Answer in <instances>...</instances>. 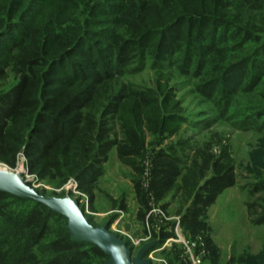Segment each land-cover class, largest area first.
Masks as SVG:
<instances>
[{"label": "trees", "instance_id": "trees-1", "mask_svg": "<svg viewBox=\"0 0 264 264\" xmlns=\"http://www.w3.org/2000/svg\"><path fill=\"white\" fill-rule=\"evenodd\" d=\"M39 4L45 9H35ZM96 26L105 27L96 33ZM164 58L200 78L195 89L213 103L219 119L260 136L249 165L241 167L256 176L248 185L241 184L229 137L218 131L188 147L192 155L182 153L183 144L170 145L150 162L149 191L158 202L187 170L201 182L181 221L188 235L207 234L218 264L210 208L234 186L249 197L264 191V0H0V164L16 168L24 158L37 182L60 188L74 181L92 206L114 148L119 161L141 177L148 136L160 144L173 123L186 119L167 112L169 99L123 76L132 61L138 72ZM241 92L248 94L245 104ZM133 184L149 206L141 179ZM246 206L254 224L264 223L263 205L247 200ZM99 259L109 257L75 241L64 216L0 192V264ZM227 264H264V251L234 255Z\"/></svg>", "mask_w": 264, "mask_h": 264}, {"label": "rangeland", "instance_id": "rangeland-1", "mask_svg": "<svg viewBox=\"0 0 264 264\" xmlns=\"http://www.w3.org/2000/svg\"><path fill=\"white\" fill-rule=\"evenodd\" d=\"M35 9L43 10L45 7L43 4H39ZM101 19L106 18L101 17ZM102 27L105 26H96L92 29H96L95 32L98 33V29ZM92 39L94 43L99 42L101 45L106 43V39L103 37H92ZM241 53L242 51L239 50L231 55H239ZM133 62L134 61L129 65L131 72L124 75L123 80L131 82L144 90L157 92L160 100L163 98L169 99L170 103L167 107V112L181 115L186 119V122L173 123L171 126L173 131L167 136L168 139L164 141L162 139L160 144L154 135L148 136L144 155L147 169H149L154 153L160 147L183 144L185 146L182 145V147H180L182 153H185V155H192L193 152L187 150L188 147L201 144L211 133L218 131L226 137H229L237 161L241 184L248 185L257 181L255 175L241 167L249 165V153L258 146V138L260 137L258 133L253 130L240 131L232 126V121L219 119L213 103L195 89V85L200 82V78L187 74L186 72L178 71V67L170 63L167 58L162 59V61L159 60L155 68L147 66L138 72L135 71L136 68L134 69L135 65ZM214 75H216L215 78L220 76L219 73ZM163 86L165 87L163 88ZM260 87L264 89V79ZM238 95L241 98V103H243V100H246L248 94L241 92ZM234 109L235 108H233V110ZM24 161V158H21L16 168H10L4 164H0V170L3 171L5 168L19 178L33 181V186L46 196L58 198L70 196L72 199L80 200L81 206L85 207L86 215L92 218L97 227L110 223V227L114 225L112 227L113 229L110 228L112 232H114V228L122 227L133 234L139 235L142 233L144 219L149 210V206L143 204L137 196L133 179H141L142 187L148 196L149 188L146 185L148 174L147 171H145V174L141 177H137L131 168L123 165L119 161L116 148L111 151L109 162L105 167V175L100 178L98 183V190L95 191L93 206L90 204L88 196L82 195L78 190V186L74 181L60 188L42 182H34L36 178L28 174ZM200 183L201 182L194 176L191 170L185 171L177 187L172 191L169 197L160 204L164 207L166 204H169L168 207H165L169 215L174 218H181L182 213L190 202L191 195ZM238 187L242 191L240 186ZM245 194L247 195V200L251 202L256 201L259 205L264 206V191L256 193L251 197H249L247 192H245ZM234 199L228 209L234 208V210L230 209V216H232V222L234 221L235 225L232 227L223 225L222 227L223 233L226 234L224 237L226 238L228 234L231 239L227 242L223 239V244L225 245L220 249L219 258L217 259L218 264L229 263L231 257L234 255L241 256L247 253L250 255H258L264 251V223L254 224L250 217L247 221L242 222V201L239 198L236 200ZM261 206L257 207L258 213L263 212ZM238 208L241 210H238ZM120 211L125 213V217L122 219H120ZM130 224L131 227L126 228V225ZM228 228L229 232H227ZM209 229L212 237L214 232L210 225ZM137 231H139V233ZM201 234L207 236L206 233ZM137 254L138 253H134V256ZM107 261L108 260H105L103 262V260L99 259L95 264H107ZM205 264H214L212 253L210 259H208Z\"/></svg>", "mask_w": 264, "mask_h": 264}, {"label": "water", "instance_id": "water-1", "mask_svg": "<svg viewBox=\"0 0 264 264\" xmlns=\"http://www.w3.org/2000/svg\"><path fill=\"white\" fill-rule=\"evenodd\" d=\"M37 182V179L34 180ZM0 192L18 198L33 200L48 207L68 220V230L77 242H86L100 248L108 257L107 264H151L147 259L153 244L145 245L136 256L129 243L110 230V223L103 226L91 224L80 200L51 197L41 194L33 181L17 177L10 171L0 170Z\"/></svg>", "mask_w": 264, "mask_h": 264}, {"label": "built area", "instance_id": "built-area-1", "mask_svg": "<svg viewBox=\"0 0 264 264\" xmlns=\"http://www.w3.org/2000/svg\"><path fill=\"white\" fill-rule=\"evenodd\" d=\"M147 174L146 185L149 188V169ZM76 185L78 186L77 183ZM148 192L149 210L144 219L142 233L133 234L122 227L114 228L113 233L127 241L134 253H138L147 244H153L154 247L147 256L151 264H205L211 256L205 237L202 234L188 235L181 218L170 216L161 202ZM124 217L125 213L120 211V219Z\"/></svg>", "mask_w": 264, "mask_h": 264}, {"label": "crops", "instance_id": "crops-1", "mask_svg": "<svg viewBox=\"0 0 264 264\" xmlns=\"http://www.w3.org/2000/svg\"><path fill=\"white\" fill-rule=\"evenodd\" d=\"M235 198V199H234ZM241 199V207H242V212H243V219L242 222H245L248 220L249 215H248V211H247V206H246V202H247V195L245 194V191H241L239 189L238 186H234L231 188H228L227 190H225L217 199V201L215 202V204L210 208L209 213H208V223L209 225L213 228V236L212 239L214 241L215 246H217L219 248V250L221 248H223V246L225 244H223V239L225 242H227L229 239H231V237H229V235L227 234V237L225 238L223 231H222V227L224 226H234L235 222H232V216H230V209L234 210V208H230L228 209V207L231 206V202L236 199ZM238 210H241L240 208H238ZM236 211V210H235ZM241 222V221H240ZM239 222V223H240ZM228 224V225H227ZM123 226V225H122ZM131 227L130 225H126V228ZM219 227V230H218ZM225 229V228H224ZM225 231V230H224ZM139 233V231H137ZM227 232H229V228L227 229ZM223 235V237H222ZM219 241V242H218Z\"/></svg>", "mask_w": 264, "mask_h": 264}, {"label": "bare ground", "instance_id": "bare-ground-1", "mask_svg": "<svg viewBox=\"0 0 264 264\" xmlns=\"http://www.w3.org/2000/svg\"><path fill=\"white\" fill-rule=\"evenodd\" d=\"M3 171H8V169H5V168H4Z\"/></svg>", "mask_w": 264, "mask_h": 264}]
</instances>
